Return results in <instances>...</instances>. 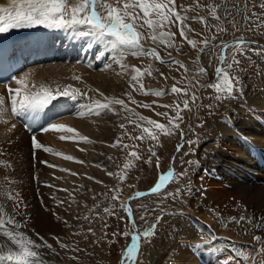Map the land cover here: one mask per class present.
<instances>
[{"label": "rangeland", "instance_id": "1", "mask_svg": "<svg viewBox=\"0 0 264 264\" xmlns=\"http://www.w3.org/2000/svg\"><path fill=\"white\" fill-rule=\"evenodd\" d=\"M105 2L114 7H123V3L118 4L117 0ZM262 6L264 0H175L176 13L187 19L181 23L172 17L171 24L156 29L157 34L160 31H171L174 34L171 37L172 47L159 40L153 42L150 38L152 29L147 25L137 26L136 30L142 33V43L149 45L145 49H155L160 60L150 56L125 55L126 59L137 60V63L128 64L130 67L126 85L127 93L135 103L129 100L127 94L122 99L125 98L124 102L132 111H124L120 105V113H112L114 119L109 135L116 145V151L105 155V159L99 162L105 168L107 177L99 175L102 177L100 179L96 176L97 185L92 188L95 192L84 199L82 206H77L78 210L75 208L78 217L71 232L66 233L70 228L65 223V233L59 232L55 238L51 237L55 244L51 248L55 251L50 259H43V264H156L161 246L167 250L171 245L172 250L173 244L181 242L180 236L188 231L192 221L195 226V239L192 240L200 244L214 243L216 236L197 222L196 214L190 206L196 190L194 177L199 176L197 174L206 165L203 161L211 159L214 154L212 144H217L214 142L220 137L215 122L231 115L236 121L235 115L238 112L233 107L247 104L251 101V94L264 87ZM213 8L216 10L215 16L212 14ZM97 11L106 14L99 7ZM136 12L143 16L138 8ZM199 18H203L204 22ZM139 24H143V20ZM181 29L185 36L180 35ZM188 40L194 41L195 46L188 44ZM237 44L244 46L237 49ZM224 45L228 47L225 49ZM221 55L225 56L224 61L220 60ZM172 61H179V64ZM228 64L233 67L229 69ZM149 65L151 75L145 72ZM133 66L141 70L144 88L153 92L164 91L166 94L157 97L136 90L140 84L131 80L135 74ZM186 67L189 70L185 71ZM217 68L223 69L231 77L233 91L230 95L223 90L218 93L213 87L223 84V73H217ZM200 69H204L203 73ZM173 86L182 89V92L179 95L171 93ZM217 95L221 99H217ZM193 96L196 97L195 101ZM184 100L188 101V109L184 108ZM145 104L150 107H143ZM177 108L181 118L175 120L179 128H174L169 124V119L176 117L174 109ZM138 116L164 124L172 134L165 135L159 130L150 129L159 137L158 142L152 140L143 133V127H149L146 121H138L142 127L129 123V119L137 120ZM122 124L124 127L120 126ZM142 134L144 139H135ZM33 137L37 142L42 138L40 135L31 136L32 142ZM125 145L128 147L125 148ZM24 148L27 150H19L16 159H36L33 145ZM133 151L137 152L139 159L130 155ZM152 152L156 155L153 156ZM176 154L180 157L171 174L172 178L160 187L159 192L149 191L158 177L168 171ZM137 192H143V195L137 197ZM195 205H198L197 202ZM252 215L251 212L234 210L226 217H219L210 206L206 207V216L213 228L223 233L221 241L227 251L243 259L244 264H264V251H261L264 249V223L260 217L253 219ZM241 217L244 219L240 220ZM9 231L15 232V229ZM145 232H150V235L144 236ZM132 234L136 238L128 246ZM256 237H260V240ZM69 238L72 239L69 241ZM135 242L139 244V259L127 261L125 254ZM61 244L65 247H61ZM74 244L77 245V253ZM9 251L16 249L0 245V254Z\"/></svg>", "mask_w": 264, "mask_h": 264}, {"label": "bare ground", "instance_id": "2", "mask_svg": "<svg viewBox=\"0 0 264 264\" xmlns=\"http://www.w3.org/2000/svg\"><path fill=\"white\" fill-rule=\"evenodd\" d=\"M16 2L19 3V0ZM77 2L78 0H69L70 6ZM12 3L13 0H0V8L11 7ZM80 31L87 32L89 29L87 26H80L77 30L35 26L12 28L7 31L14 34L45 33L53 43H56L55 39L60 40L63 36V45L72 52L74 50L70 47L71 42L77 45L91 44L90 51L97 57L95 59L90 54L85 58L84 65L88 67L83 66L76 55L74 56L77 59L70 62L62 59V55L60 59L36 61L24 67L8 84L0 85V96L5 99V105L0 107V209L3 210L0 211V220L4 221L0 227V245L18 250L6 235L10 232L9 229L13 228L15 229L13 234L23 233L25 238L33 242L32 247L35 246V250H38L46 260L50 259L55 251L51 248L55 245L51 237L55 238L59 232L65 233V223L70 228L66 233L71 232L78 217L75 208L78 210L84 199L95 192L92 188L97 185L96 176L107 177L105 168L99 162L105 159V155L116 151V147L111 146L113 139L109 131L114 119L112 113H120L121 106L112 104L110 107L114 111L105 110L100 115H95L90 110L94 107L95 101L106 103V98L122 99L128 94L126 85L129 74L128 71L123 72L117 63L120 59L118 50H112L107 40L100 41L91 35H81ZM140 43L144 49L149 46L142 41ZM98 61L99 64H95ZM124 63L133 64L137 63V60L124 57ZM74 76L80 79L74 80ZM22 77L26 78L18 85L16 80ZM41 85L54 91L57 87L62 91L70 85L80 91L74 98L61 96L69 113L58 115L42 130L29 136L11 118L8 89L19 88L20 96H24L40 90ZM250 98L249 103L233 107L238 112L235 115L237 122L232 119L233 115L215 122L220 137L214 142L217 144H212L211 150L214 154L211 159L203 161L206 162L202 167L205 173L200 170L201 173L197 174L199 176L194 177L196 190L190 206L196 214L197 222L205 226L217 239L214 243L194 242L192 239H195L193 235L195 226L192 221V226L180 236L181 242L173 244L172 250L171 245L167 250L161 246V254L156 264L245 263L243 259L236 258L226 247L224 248V242L221 241L223 233L213 228V224L206 216V207L210 206L219 217H226L234 210L251 212L253 219L260 217L264 223V170L253 156L257 149L264 151V87L251 94ZM71 100L72 103L69 105L67 102ZM79 113L84 115L81 117ZM52 124H63L65 129L52 130L50 128ZM46 128L49 130L45 131ZM67 128H73L75 131L69 133L66 131ZM38 135L42 138L37 142L41 147L33 150L36 159L26 161L16 159L19 150H27L24 147L33 145L30 137ZM61 136L66 138L61 140ZM81 137H86L90 142L82 141ZM180 149L179 147L178 150ZM65 156H71L73 159H64ZM179 157V154L175 155L164 175L174 173ZM163 174L158 177L156 183H159ZM196 202L198 205H195ZM9 220H14L21 227L17 229ZM51 222L53 224H50ZM134 235L132 234L128 246L135 240ZM71 239L69 238V241ZM238 244L240 245L239 242ZM132 245L126 249H130ZM135 245L131 257L125 254L127 261L139 259V244L135 242ZM74 246L77 253V245ZM0 264L11 262L0 261Z\"/></svg>", "mask_w": 264, "mask_h": 264}, {"label": "snow or ice", "instance_id": "3", "mask_svg": "<svg viewBox=\"0 0 264 264\" xmlns=\"http://www.w3.org/2000/svg\"><path fill=\"white\" fill-rule=\"evenodd\" d=\"M123 3V7H114L111 3L105 2V0H78L77 3L71 4L69 0H19V3L16 0H13L12 6L7 8H0V33L7 32L12 28H31L35 26H43L49 29H61V30H77L80 26H87L89 31H80L81 35H91L96 37L100 41L107 40V43L110 45L112 50H118L120 59L117 61L121 70L127 72L129 70V65L124 63L125 55H131L133 57H143L150 56L156 60H160V56L155 49H144L141 46L142 33L137 31V26L143 27L147 25L149 29H152L150 38L153 42L160 41L161 43H166L169 47H172L171 37L174 35L171 31H160L158 34L156 29L162 28L165 24H171L172 17L179 22H183L187 17L180 16L176 13L174 4L175 0H117V3ZM97 7L102 9L106 14H101L97 11ZM264 7V6H262ZM139 9L143 13V16H140L136 9ZM213 16L216 14V10H212ZM155 17V19L149 18ZM218 18V17H217ZM201 22L203 18H199ZM143 20V24H139V21ZM224 31V29H219ZM181 36H185L183 29L180 31ZM188 44L195 46L194 41L188 40ZM207 44V41H205ZM244 45L237 44L236 47L239 49ZM228 46L224 45L226 49ZM220 60L224 61L225 56L221 55ZM164 63V61H160ZM172 63L179 64V61H172ZM184 67V65H180ZM232 64H228V68L231 69ZM132 71L135 73L132 75L131 80L140 84V87L136 90L142 92L145 95L152 94L157 97L165 95L164 91H152L143 87L141 82V70L139 68L132 67ZM185 71L187 69L185 68ZM204 69H200V72L203 73ZM217 73H223L222 80L223 84L213 85L216 88V91H227L230 95L233 91L232 84L230 83L231 77H229L223 69L217 68ZM148 75H151V65L145 69ZM26 77L16 80V83L19 85L23 83ZM74 80H79L80 77L74 76ZM79 89H73L70 85L66 86L64 90H60L57 87L55 94L52 93L51 89L41 85L40 90L36 93H31L28 95L20 96V89H8L9 98L11 100V112L14 115H18L20 112L28 109L44 108L52 104L59 96H67L69 98H74L79 94ZM170 92L173 94L179 95L182 92V89L173 86L170 89ZM129 95V100L132 103H135L132 100L131 95ZM221 99L219 95L216 97ZM196 97L193 96L195 101ZM106 103H101L100 101L94 102V107L90 110L95 115H100L105 110L112 112L114 111L110 105L117 104L122 106V110L131 112V109H128L124 100L115 99V98H106ZM184 108L188 109V101L184 100ZM5 105V99L3 96H0V107ZM143 107L148 108L149 105L145 104ZM167 107V106H165ZM176 117L169 119V124L174 128H179V124L175 123V120L180 119V112L177 109ZM84 113H79V116H83ZM158 115L167 116V113H158ZM138 121H146L149 127H143V133L147 134V137L151 138L154 141L159 140L156 132L151 131L150 129L159 130L160 133L165 135H170L171 130L164 124L158 123L154 120H148L145 117L138 116L137 120L129 119V123H134L137 127H142ZM124 127V125H120ZM52 130H64L65 126L63 124H52L50 126ZM49 129L46 128L45 131ZM67 132H74L75 129L67 128ZM65 136H61L60 139H65ZM145 136L142 134L135 139L142 140ZM84 142H90L86 137L80 138ZM115 147L116 145H111ZM33 147L39 148L40 144L37 143L36 138L33 137ZM125 148L128 146L125 145ZM49 151V149H45ZM132 157L139 159L137 152L133 151L130 153ZM152 155L155 156L156 153L152 152ZM64 159L72 160L71 156H65ZM149 163L151 161H148ZM127 167V165H126ZM75 175V173H73ZM111 175V174H110ZM171 173L162 175L159 179V183L151 189L152 193H156L161 185L170 179ZM123 179V177H121ZM143 193H136V196H142ZM116 197H113L115 199ZM0 211H3L0 209ZM105 211H109L105 209ZM244 217H241L240 220H243ZM240 221H237L239 223ZM9 223L15 224V227L19 229L21 225L16 223L14 220H9ZM4 224L3 220H0V227ZM91 231V230H90ZM6 235L13 241V243L18 247L17 251H9L7 254H0V261H8L11 264H43V257L41 256L38 250H35L32 247L33 242L24 237L23 233L17 232L13 234L12 232L6 233ZM144 236L150 235V232H145ZM135 239V237H134ZM259 241L260 237H256ZM61 247L65 245L61 244ZM136 245L133 243L132 247L128 249L127 255L131 257L132 252L135 250ZM264 251V249H261Z\"/></svg>", "mask_w": 264, "mask_h": 264}]
</instances>
